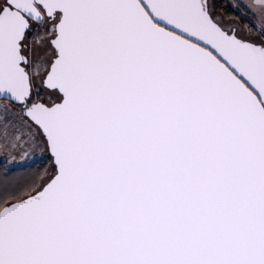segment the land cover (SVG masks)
Returning a JSON list of instances; mask_svg holds the SVG:
<instances>
[{
    "label": "snow or ice",
    "instance_id": "snow-or-ice-1",
    "mask_svg": "<svg viewBox=\"0 0 264 264\" xmlns=\"http://www.w3.org/2000/svg\"><path fill=\"white\" fill-rule=\"evenodd\" d=\"M0 264H264V0H0Z\"/></svg>",
    "mask_w": 264,
    "mask_h": 264
}]
</instances>
